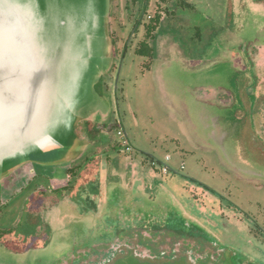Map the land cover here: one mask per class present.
Instances as JSON below:
<instances>
[{"label": "rangeland", "instance_id": "rangeland-1", "mask_svg": "<svg viewBox=\"0 0 264 264\" xmlns=\"http://www.w3.org/2000/svg\"><path fill=\"white\" fill-rule=\"evenodd\" d=\"M178 1L149 69L142 42L122 54L126 14L109 19L111 65L94 88L105 102L78 123L80 157L25 162L0 180V264H95L123 249L107 264L166 251L137 259L264 264V0Z\"/></svg>", "mask_w": 264, "mask_h": 264}, {"label": "water", "instance_id": "water-1", "mask_svg": "<svg viewBox=\"0 0 264 264\" xmlns=\"http://www.w3.org/2000/svg\"><path fill=\"white\" fill-rule=\"evenodd\" d=\"M109 14L110 0H0V180L84 151L75 132L105 102L94 88L111 65ZM127 264L152 263L131 252Z\"/></svg>", "mask_w": 264, "mask_h": 264}, {"label": "flooded vegetation", "instance_id": "flooded-vegetation-1", "mask_svg": "<svg viewBox=\"0 0 264 264\" xmlns=\"http://www.w3.org/2000/svg\"><path fill=\"white\" fill-rule=\"evenodd\" d=\"M171 3L172 0H110V14H109L110 22L111 20L115 19V14L118 11H121V13L126 14L125 19L122 20V22H118V25L121 26V33L127 34V38L124 43L122 54L124 53L126 54L133 43H135L136 41L140 42L141 37L142 39H145L147 37L148 30L145 27L151 24H155L156 20H160L161 7L163 5L167 6L166 8L167 16H169V18L176 17L174 9L173 8L171 9L170 7ZM177 3L180 5V7H182L181 5L182 4L187 5L188 1L179 0ZM151 8H153V12L149 14V10ZM140 28L141 31H139ZM142 29L145 30V32H143ZM142 32L144 34H141L142 36L139 37V33ZM251 57L252 55L248 57L250 64L246 61L247 65L250 66L249 71L254 72L256 74V78L259 75V77L261 78H257L258 83L262 82L263 77L256 70V65L254 64L255 61H253V58ZM243 62H244L243 64L245 65L246 64L245 60Z\"/></svg>", "mask_w": 264, "mask_h": 264}, {"label": "trees", "instance_id": "trees-1", "mask_svg": "<svg viewBox=\"0 0 264 264\" xmlns=\"http://www.w3.org/2000/svg\"><path fill=\"white\" fill-rule=\"evenodd\" d=\"M158 26H159V20H156V23L155 24H151V25H149L147 27L148 35L145 38V40L140 44L139 48H137V50L135 51L136 55L145 58V64H144V66L146 68H148V69L150 68L151 61H152L153 54H154V49L151 47L150 42H151V40L153 38V34L157 30ZM100 131H101L100 129H98L97 127H94V126L90 125L89 123L85 127V133L87 135V138L89 140H91V141H97V140H99L98 134L100 133ZM105 140L106 139L103 138L101 142H104L105 143ZM114 150H116L115 147H114ZM90 161H92V158L87 159L86 160V163H89ZM75 168H77V167H74V168L72 167L70 169L71 175H72L70 179L75 178V177L78 176V173H77V171H76ZM8 234H10V230H8V231L0 230V239H3L5 237V235H8ZM109 250L110 249H108V251ZM127 251L123 249L120 253H116L115 252L113 256L106 254L105 251L102 252V253L100 252L98 254L96 253L93 256V260L94 259L96 260V263L95 264H97V262H100V261H102V262H100L98 264H107V263H110V262L115 261L116 258H117V256H119V254L120 255H122L121 253L125 254V253H127ZM109 253H110V251H109ZM159 254L162 255V256H160ZM135 255H136L135 257L136 258L138 257L140 260H149V261H155V260L156 261H159V260L160 261H167V260H171L172 259V256H169L168 255V251L164 252L163 254L156 253L155 252V255L156 256L149 255V256L143 257V256H141V255H139L137 253H135ZM105 259H107V260H105Z\"/></svg>", "mask_w": 264, "mask_h": 264}, {"label": "built area", "instance_id": "built-area-1", "mask_svg": "<svg viewBox=\"0 0 264 264\" xmlns=\"http://www.w3.org/2000/svg\"><path fill=\"white\" fill-rule=\"evenodd\" d=\"M117 135L122 140V144H123L124 148L127 149V150H130L131 149V145L128 142V140H126L127 136L125 135L124 131H122V130L118 131ZM165 160H166V162L170 161V157H166ZM153 165L155 166V162L153 163ZM161 168H162L161 171L164 174H169L170 171H171L170 168L167 165H162Z\"/></svg>", "mask_w": 264, "mask_h": 264}, {"label": "crops", "instance_id": "crops-1", "mask_svg": "<svg viewBox=\"0 0 264 264\" xmlns=\"http://www.w3.org/2000/svg\"><path fill=\"white\" fill-rule=\"evenodd\" d=\"M167 6L165 5H163L162 7H161V16H160V20H159V22H160V24H159V26H158V28H157V30L154 32V34H153V38H152V40L151 41H154L156 38H157V36H158V34H159V31L161 30V23L164 21V20H166V19H168L167 18ZM148 27V26H147ZM147 27H145L146 29H147ZM142 31L143 32H145V30H143L142 29ZM145 39H141L140 40V42H143ZM139 43V42H138ZM154 61V54H153V58H152V61H151V65L154 63L153 62ZM150 65V66H151ZM169 155H167V157H168ZM170 160H171V158H170Z\"/></svg>", "mask_w": 264, "mask_h": 264}]
</instances>
